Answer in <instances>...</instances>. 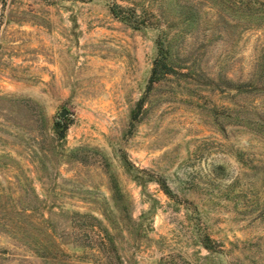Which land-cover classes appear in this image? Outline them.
I'll use <instances>...</instances> for the list:
<instances>
[{
	"label": "rangeland",
	"instance_id": "374dc122",
	"mask_svg": "<svg viewBox=\"0 0 264 264\" xmlns=\"http://www.w3.org/2000/svg\"><path fill=\"white\" fill-rule=\"evenodd\" d=\"M111 1L0 0V264H264V0Z\"/></svg>",
	"mask_w": 264,
	"mask_h": 264
},
{
	"label": "trees",
	"instance_id": "16d2710c",
	"mask_svg": "<svg viewBox=\"0 0 264 264\" xmlns=\"http://www.w3.org/2000/svg\"><path fill=\"white\" fill-rule=\"evenodd\" d=\"M110 10L113 13L114 16L127 21L129 24L133 25L134 27H140V26H154L159 29L157 37H156V44H157V55L155 56L153 60V66L151 69V77L150 81H154L157 78H159L160 75H164L171 71V63L169 62L170 56V50L169 46L171 43V38L173 36L170 35V28L175 23L176 18L180 17V14L177 16L176 14H170L169 12H164L161 10V12L156 14H148L147 10H137L136 7L132 4H123L118 2L117 0H112L110 2ZM247 16L250 17H259L260 14L251 11L247 13ZM188 15L185 17L188 19ZM260 66V68L258 67ZM255 71L253 74H256V72L261 71L264 69V63H261L257 60V63L255 65ZM260 75V74H259ZM261 76V75H260ZM257 79H261L262 88L264 89V78L258 77ZM263 79V80H262ZM254 79L251 78L246 81L239 82L237 86H234L237 90L240 86H250L247 89H252L251 87L258 88V86H252L255 82H253ZM234 83V82H233ZM246 89V88H244ZM135 116L132 117V120L135 119ZM59 135L61 137H64V132L62 130L59 131ZM123 160L125 164L135 166L131 160H129L125 154L122 155ZM143 171L145 169L141 168ZM157 183L161 185V187L164 189L165 193H169L168 188L163 184L162 180H159L158 178H155ZM208 239V238H207ZM205 246L207 248H210V246L205 242Z\"/></svg>",
	"mask_w": 264,
	"mask_h": 264
}]
</instances>
